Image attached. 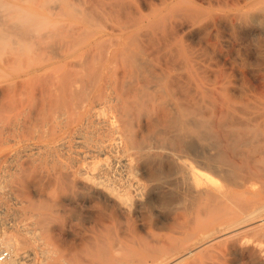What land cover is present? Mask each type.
I'll return each mask as SVG.
<instances>
[{
    "label": "bare ground",
    "instance_id": "bare-ground-1",
    "mask_svg": "<svg viewBox=\"0 0 264 264\" xmlns=\"http://www.w3.org/2000/svg\"><path fill=\"white\" fill-rule=\"evenodd\" d=\"M19 1L0 0V207L30 237L0 233L7 263L31 243L36 264H264V0Z\"/></svg>",
    "mask_w": 264,
    "mask_h": 264
},
{
    "label": "rangeland",
    "instance_id": "rangeland-1",
    "mask_svg": "<svg viewBox=\"0 0 264 264\" xmlns=\"http://www.w3.org/2000/svg\"><path fill=\"white\" fill-rule=\"evenodd\" d=\"M16 2H17V5L19 4V5H21V4H23L21 1H19V0H16ZM53 3V0H51V4ZM25 6V5H24ZM90 203H92V202H90ZM89 202H86L85 203V205H89L90 204ZM92 204H94V202L92 203ZM84 205V207L82 208V209H79L77 212H78V214H75V220H74V223H75V227H74V229H75V231H76V235L75 236H77L79 233H84V231L86 230V227H87V225L88 224H85V223H89L88 222V220L86 219V218H88V209L86 208V206ZM91 205V204H90ZM89 205V206H90ZM0 233L1 234H4V233H6V234H12V235H14V236H20L19 237V239H21V240H26V239H29V237H30V234H27L21 227H19L17 224V226L16 225H14V222H12L11 220L10 221H8L7 219H5V217L7 218V216L6 215H4L5 213H4V211H3V209H2V207H0ZM1 212H2V214H1ZM76 212V213H77ZM85 212V213H84ZM79 213H80V215H79ZM86 216H85V215ZM83 216V217H80L81 219H79V216ZM88 215V216H87ZM86 218H85V217ZM148 216V215H147ZM146 215H145V219L147 220V219H149V217H147ZM167 217H168V211H166V212H164L163 214H162V216L160 217L161 218V220L162 219H167ZM78 220H77V219ZM1 219H2V221H1ZM135 219V218H134ZM133 219V220H134ZM5 220V221H4ZM8 222H7V221ZM82 221V222H80V221ZM164 220V221H165ZM85 221V222H84ZM7 222V223H6ZM133 222V221H132ZM85 224V225H83V224ZM15 226V227H14ZM85 226V227H84ZM18 228V230H17V228ZM80 227V228H79ZM82 228V229H81ZM80 229V230H79ZM20 230V231H19ZM81 231V232H78V231ZM84 230V231H83ZM21 231H23L22 233H20ZM14 233H16V234H14ZM18 233V234H17ZM10 234V235H11ZM20 234V235H19ZM23 234H27L26 236H24ZM70 236V235H69ZM68 236V237H69ZM75 236L74 235H72V237L70 236L69 238H71V239H74L75 238ZM26 238V239H25ZM70 239V240H71ZM30 244V245H29ZM29 244H27V245H29V246H26V244H24V245H22V249H21V251H25L26 250V248L28 247V250H32L33 249V252H34V254L32 253V255H33V257H35L36 258V260L38 261L39 259V255H38V252H37V249L35 248V247H32V248H30V246H31V243H29ZM24 248V249H23ZM35 248V249H34ZM23 256V255H22ZM219 256V257H218ZM244 256V257H243ZM20 257H21V255H20ZM38 257V258H37ZM241 257V258H240ZM246 257V258H245ZM23 257H21V258H19V261H21V262H23L25 259L23 258ZM245 259V260H244ZM35 260V259H34ZM35 260V261H36ZM8 261V260H7ZM7 261H6V264H9V263H13V262H8L7 263ZM37 261L35 262V264L37 263ZM208 262H209V264H216V263H218V264H262L261 263V261L257 258V256H256V254H255V252L254 251H240V250H234V249H231V248H228L227 246H223V247H221L220 249H219V252L217 253V255L212 259V260H208ZM15 263H18V264H23V263H19V262H15ZM15 263H13V264H15ZM25 264V263H24Z\"/></svg>",
    "mask_w": 264,
    "mask_h": 264
},
{
    "label": "built area",
    "instance_id": "built-area-1",
    "mask_svg": "<svg viewBox=\"0 0 264 264\" xmlns=\"http://www.w3.org/2000/svg\"><path fill=\"white\" fill-rule=\"evenodd\" d=\"M9 256V251L5 247L0 245V262L5 264Z\"/></svg>",
    "mask_w": 264,
    "mask_h": 264
}]
</instances>
